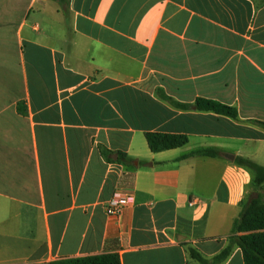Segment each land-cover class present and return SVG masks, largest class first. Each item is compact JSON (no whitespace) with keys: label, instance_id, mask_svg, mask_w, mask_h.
Listing matches in <instances>:
<instances>
[{"label":"crops","instance_id":"crops-1","mask_svg":"<svg viewBox=\"0 0 264 264\" xmlns=\"http://www.w3.org/2000/svg\"><path fill=\"white\" fill-rule=\"evenodd\" d=\"M261 123L264 0H0V264L212 259L255 192L235 160L264 167ZM148 133L188 142L154 153ZM117 192L134 202L110 217Z\"/></svg>","mask_w":264,"mask_h":264},{"label":"trees","instance_id":"trees-1","mask_svg":"<svg viewBox=\"0 0 264 264\" xmlns=\"http://www.w3.org/2000/svg\"><path fill=\"white\" fill-rule=\"evenodd\" d=\"M180 109H188L190 106L174 103ZM195 106L200 112H214L230 118H237L235 108L221 104L216 101L197 99ZM264 126V123H261ZM146 140L150 150L159 153L167 150L183 147L188 139L182 135H170L161 133H148ZM103 158L108 163L126 165L131 161L122 152H112L104 147L100 148ZM218 151L205 149L193 152L182 159L203 156L217 157ZM235 163L254 173L255 192L243 205L239 217L234 221L228 245L212 259L204 257L197 249L186 245L189 257L199 264H223L228 260L236 248L243 253L244 264H264V167L257 165L249 159L238 157ZM43 264H121L120 256L117 253H108L86 257L59 259Z\"/></svg>","mask_w":264,"mask_h":264},{"label":"built area","instance_id":"built-area-1","mask_svg":"<svg viewBox=\"0 0 264 264\" xmlns=\"http://www.w3.org/2000/svg\"><path fill=\"white\" fill-rule=\"evenodd\" d=\"M134 202L132 195L115 193L108 201L106 213L110 217H119L127 206Z\"/></svg>","mask_w":264,"mask_h":264},{"label":"water","instance_id":"water-1","mask_svg":"<svg viewBox=\"0 0 264 264\" xmlns=\"http://www.w3.org/2000/svg\"><path fill=\"white\" fill-rule=\"evenodd\" d=\"M230 159L232 160V159H234V157H231Z\"/></svg>","mask_w":264,"mask_h":264},{"label":"rangeland","instance_id":"rangeland-1","mask_svg":"<svg viewBox=\"0 0 264 264\" xmlns=\"http://www.w3.org/2000/svg\"><path fill=\"white\" fill-rule=\"evenodd\" d=\"M264 162V161H263Z\"/></svg>","mask_w":264,"mask_h":264}]
</instances>
